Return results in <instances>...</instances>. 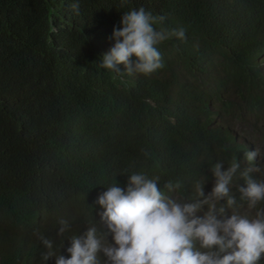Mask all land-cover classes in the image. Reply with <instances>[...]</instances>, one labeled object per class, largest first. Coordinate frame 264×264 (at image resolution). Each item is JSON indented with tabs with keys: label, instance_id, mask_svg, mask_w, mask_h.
<instances>
[{
	"label": "trees",
	"instance_id": "obj_1",
	"mask_svg": "<svg viewBox=\"0 0 264 264\" xmlns=\"http://www.w3.org/2000/svg\"><path fill=\"white\" fill-rule=\"evenodd\" d=\"M140 8L186 39L158 45L164 67L148 76L100 67ZM245 118L264 127V0H0V264H44L38 233L70 258L68 239L93 222L107 230L98 197L133 173L194 199L196 181L208 195L211 168L236 158L228 211L254 217L240 173L264 178V154L248 164L251 145L230 127Z\"/></svg>",
	"mask_w": 264,
	"mask_h": 264
},
{
	"label": "clouds",
	"instance_id": "obj_2",
	"mask_svg": "<svg viewBox=\"0 0 264 264\" xmlns=\"http://www.w3.org/2000/svg\"><path fill=\"white\" fill-rule=\"evenodd\" d=\"M72 8L78 14L79 3ZM166 19L144 8L124 13L121 27L113 29L114 46L99 66L121 73L118 66L123 65L127 74L145 76L163 68L158 45L173 38L186 39L185 28L163 27ZM156 25L161 27L157 29ZM258 155V150L246 152L248 164ZM239 167L236 158L227 170H222V161L216 163L211 168L215 178L212 191L205 195L203 177L193 185L194 199L166 196L159 187V177L149 178L143 172L128 176L126 187L114 182L96 201L104 209L101 219L107 230L93 222L83 235L68 239L70 258L57 254L53 242L38 233L47 249L42 261L47 264L55 258L56 264H259L264 257V178L251 175L260 172L259 167H248L240 173L247 184L238 189L240 200L247 201L249 209H256L255 215L238 210L229 214L228 210L237 204L232 183ZM164 187L172 191L180 185L168 182ZM221 201L225 203L221 205ZM59 223V235L69 231L66 220ZM109 235L113 243H109ZM101 254L106 260L101 259Z\"/></svg>",
	"mask_w": 264,
	"mask_h": 264
},
{
	"label": "rangeland",
	"instance_id": "obj_3",
	"mask_svg": "<svg viewBox=\"0 0 264 264\" xmlns=\"http://www.w3.org/2000/svg\"><path fill=\"white\" fill-rule=\"evenodd\" d=\"M251 119L245 118L243 121H236L232 124V131L246 143L251 145V151L258 150L261 157L264 154V127L256 128L250 124ZM176 198V196H173ZM250 214L248 212H244Z\"/></svg>",
	"mask_w": 264,
	"mask_h": 264
}]
</instances>
